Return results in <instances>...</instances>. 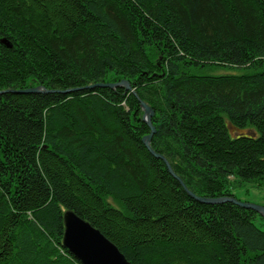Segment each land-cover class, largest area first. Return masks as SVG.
Segmentation results:
<instances>
[{
  "label": "trees",
  "instance_id": "trees-1",
  "mask_svg": "<svg viewBox=\"0 0 264 264\" xmlns=\"http://www.w3.org/2000/svg\"><path fill=\"white\" fill-rule=\"evenodd\" d=\"M7 89L0 264H82L66 209L131 264H264V217L192 198L140 105L194 194L264 185V0H0Z\"/></svg>",
  "mask_w": 264,
  "mask_h": 264
},
{
  "label": "water",
  "instance_id": "water-1",
  "mask_svg": "<svg viewBox=\"0 0 264 264\" xmlns=\"http://www.w3.org/2000/svg\"><path fill=\"white\" fill-rule=\"evenodd\" d=\"M124 86L125 89L131 90L129 82L125 79L119 82H97L84 86L83 88L93 89L95 87H110ZM81 88L67 89L61 92H69L78 90ZM6 91L12 90H0V94ZM17 92H46V91H58L47 90L41 86L29 87L27 89L15 90ZM141 108L143 110L142 120L145 121L150 127V133L142 138L143 143L148 150L157 158L164 160L168 171L179 181L181 186L187 191V193L195 200L202 203L216 204L225 201L233 202L243 208L253 209L264 217V206L255 203L244 202L237 200L231 196L223 197H205L198 196L192 191L188 190L181 178L177 176L171 169L168 161L163 155L155 152L151 146L150 141L155 127L151 123V117L154 113L153 109L144 101H140ZM63 238L62 245L68 249V251L82 264H131L125 255L118 249V247L110 241L99 229L90 224L87 220L78 216L71 209H66L63 212Z\"/></svg>",
  "mask_w": 264,
  "mask_h": 264
},
{
  "label": "rangeland",
  "instance_id": "rangeland-1",
  "mask_svg": "<svg viewBox=\"0 0 264 264\" xmlns=\"http://www.w3.org/2000/svg\"><path fill=\"white\" fill-rule=\"evenodd\" d=\"M223 71L224 70H218L216 72L220 73ZM229 130L234 132L235 128L229 125ZM231 190L238 200L264 206V185L258 187L255 182L243 181L233 185Z\"/></svg>",
  "mask_w": 264,
  "mask_h": 264
}]
</instances>
